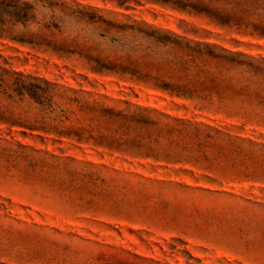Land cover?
I'll list each match as a JSON object with an SVG mask.
<instances>
[{
    "label": "rangeland",
    "instance_id": "374dc122",
    "mask_svg": "<svg viewBox=\"0 0 264 264\" xmlns=\"http://www.w3.org/2000/svg\"><path fill=\"white\" fill-rule=\"evenodd\" d=\"M51 1L38 11L63 46L0 38L1 68L63 91L7 109L33 129L0 121V264H264V35L173 5L193 0ZM237 2L264 13L216 4ZM196 43L234 54L194 60Z\"/></svg>",
    "mask_w": 264,
    "mask_h": 264
},
{
    "label": "trees",
    "instance_id": "16d2710c",
    "mask_svg": "<svg viewBox=\"0 0 264 264\" xmlns=\"http://www.w3.org/2000/svg\"><path fill=\"white\" fill-rule=\"evenodd\" d=\"M46 1L52 2L51 0H0V38L34 47L53 45L54 48L56 46L60 48L59 46H63L64 43H58L49 38L46 31H49L52 24L44 22L43 17L39 14V4ZM217 1L193 0L184 3L174 2L173 5L181 9H189V11L195 13H204L220 25H243L259 31L260 35H264V13H255L254 10L238 2L231 8H221L217 6ZM258 1L264 3V0ZM252 14H255V16L252 17ZM194 46L191 49L192 54H190L194 60H199L204 50L208 55L216 57H226L228 54H234V52L222 47H219V49L226 54H214L213 50L216 46L208 43H196ZM86 58L87 61L93 63L90 68L97 73L105 70L116 71L120 67L119 65L105 61L99 56L86 55ZM199 73L200 70L198 69L193 73V76L197 77ZM211 82L215 83L214 79H211ZM199 87L205 88V82L193 84L191 87L179 85L174 88L170 87L169 89L176 91L178 94L191 95L197 92ZM59 88L56 83L45 78L24 75L21 72L10 71L0 67V121L9 124V126L20 125L33 129V124L15 118L13 113L7 114V109L22 101L25 95L39 106L46 109L51 108L52 105L58 104L59 98H62L63 91H60ZM64 102L75 103L82 108L98 112H105L107 110L98 107V105L89 104L77 96H64ZM48 113L52 112L48 111ZM45 116L51 121H62L69 118L62 109L58 114H52V116H47L46 114ZM39 123L40 129L54 133L57 136H77L80 139L85 133L90 132V130L84 127H60L59 124H52L44 120Z\"/></svg>",
    "mask_w": 264,
    "mask_h": 264
}]
</instances>
